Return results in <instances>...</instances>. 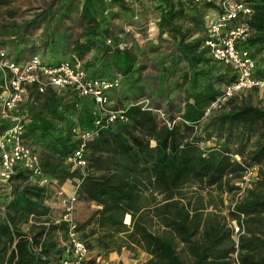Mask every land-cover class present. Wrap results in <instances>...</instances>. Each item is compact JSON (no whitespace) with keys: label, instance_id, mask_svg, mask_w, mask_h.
<instances>
[{"label":"trees","instance_id":"trees-1","mask_svg":"<svg viewBox=\"0 0 264 264\" xmlns=\"http://www.w3.org/2000/svg\"><path fill=\"white\" fill-rule=\"evenodd\" d=\"M190 1L178 0L176 4L159 0L163 10L158 17L157 36L165 38L162 40L168 42L169 52L150 90L138 83L141 69L135 68L133 50L119 51L104 44L106 38L113 42L117 39L109 24L112 17L101 14L100 4L88 0L78 3L81 31L68 43L69 60L82 62L88 77L109 79L110 72L116 73L126 84V100H147L143 109L127 108L126 123L99 131L85 144L86 167L77 192V200L98 207L77 224V231L90 228L88 235L95 234V246L106 253L135 245L149 257L144 264H228L234 251L230 231L215 220L203 221L200 208L189 211L180 202L182 189L191 186L229 193L235 189L228 187L229 181L239 178L245 169L264 166V109L246 103L235 105L232 96L220 109L205 116L208 121L203 134L198 129L205 109L235 75L208 57L203 47L201 10L190 6ZM4 2L0 0V4ZM73 2L65 4L59 20L67 17ZM112 3L128 11L123 0ZM251 9L248 26L253 34L237 48L248 51L253 60L258 54L262 56L254 61L252 75L264 79V0H251ZM45 15L37 14L16 26V44L24 45L19 58L61 39L47 33L49 25L44 24L38 37L41 45L28 41L27 36L42 26ZM194 33H200V37L188 42ZM178 65H182L181 73L176 76ZM175 90L182 91L181 97L174 94ZM26 107L33 110L23 135L29 142H44L47 154L39 158L43 172L57 182L76 177L77 173L63 164L76 146L70 137L73 122L69 119L74 116L80 128L89 127L93 120L91 101L68 91L56 94L47 89L42 95L32 92L21 108ZM155 111L163 114V120ZM206 127L210 132H205ZM208 140L212 141L210 147L199 146ZM8 186L0 210V264H55L61 254L55 233L62 231L63 225H41L49 216L43 203L44 191L26 182L22 170L11 176ZM261 188L264 180L246 191L228 211L231 219L241 214L245 226L255 223L261 228L257 230L259 235L247 230L238 238L237 264H264V222L258 220L264 214ZM146 214L162 228L161 235L148 230ZM124 216L129 218L128 225L122 223ZM22 225L28 226L27 233L20 230ZM119 234L123 237H117ZM175 241L182 246L186 263L176 253Z\"/></svg>","mask_w":264,"mask_h":264},{"label":"built area","instance_id":"built-area-1","mask_svg":"<svg viewBox=\"0 0 264 264\" xmlns=\"http://www.w3.org/2000/svg\"><path fill=\"white\" fill-rule=\"evenodd\" d=\"M88 1L100 4L103 16L117 8L112 0ZM135 1L123 0L126 7ZM190 6L201 10L203 47L207 49L209 57L215 64L231 69L235 75L234 80L223 86L221 94L205 109L204 117L210 111L220 109L228 99L241 92L256 89L264 94V79L252 75L254 60L248 51L237 48V45L244 43L253 34L248 26L252 13L251 0H191ZM157 22L158 19L156 27H153L156 33ZM146 32L149 34V29ZM104 44L119 51L130 48L121 39L113 42L106 38ZM121 79L118 74L109 79L90 78L81 68L80 62H72L69 59L51 64L42 60L39 55L33 54L26 60L14 61L7 49L0 46V190L2 188L9 191L8 183L11 176L17 170H22L26 172V182L30 185L42 189L45 195L52 191L60 215L56 219L49 218L41 225L44 227L49 224L63 225V230L55 233L57 247L61 250L55 264H99L100 257H92L77 231L73 211L80 179L84 176L86 167L83 158L85 144L93 140L99 131L115 124L126 123L124 114L129 106H141L143 109L147 105V100L141 98L121 109H110L109 93L120 88ZM47 89L56 94L68 91L77 98L90 100L93 105L91 125L80 128L76 124L69 130L71 140L76 146L63 159V164L70 172L75 171L77 176L71 179L66 190L43 172L38 154L31 149L23 135L27 118L21 107L29 100L32 92L42 95ZM155 112L163 120V114L160 111ZM164 122L169 126L165 120ZM252 173L253 168L242 172L240 180L235 184L233 202L229 210L250 189ZM243 220L244 217L238 214L228 223L234 249L231 261L235 264L238 238L243 233Z\"/></svg>","mask_w":264,"mask_h":264},{"label":"rangeland","instance_id":"rangeland-1","mask_svg":"<svg viewBox=\"0 0 264 264\" xmlns=\"http://www.w3.org/2000/svg\"><path fill=\"white\" fill-rule=\"evenodd\" d=\"M3 4H0V25H5L9 19L16 20L18 25L31 20L35 15L46 13L42 26L27 36L29 42L35 45H41L38 41L42 28L44 24H48L49 28L47 33H55L53 38H56L58 35L61 36L59 42H55L50 47L38 46V54L42 60L49 63H56L61 60H68L70 58L69 46L71 40L75 37H78L81 31V24L78 18V3L81 0H74L73 4L69 11H67V17L64 19L58 18L59 14L64 12L65 4L70 0H4ZM174 3H178V0H173ZM159 0H136L134 3H129L127 5L128 11L116 10L109 15L112 18L109 19V24L112 26V32L115 34L116 39H121L123 43H126L133 50V53L136 56L135 68H140V78L139 85L144 86L146 90H150L151 84H153L155 78L159 73L160 67L163 66L165 61L164 57L168 55L169 44L162 37L157 36L156 31L154 32L153 27H156V21L159 17L160 12L163 10L159 6ZM99 18V15L98 17ZM59 20V21H58ZM13 25V24H12ZM56 31H53V30ZM149 34H147L146 31ZM53 31V32H52ZM137 35V36H135ZM68 36V37H67ZM2 45V44H1ZM6 47V46H2ZM47 49V50H46ZM41 52V54H40ZM261 55H256L254 61L258 62L261 58ZM156 59V60H154ZM160 64V65H159ZM82 67V63H80ZM91 71V70H90ZM89 72V71H88ZM113 72H110V76H114ZM112 76V77H113ZM111 77V78H112ZM110 78V77H109ZM124 79H121L120 88L117 91L111 92L110 98V109H121L130 103L126 98H128V93L126 92V84L123 83ZM234 104L238 105L239 103H246L252 107L258 109H264V94L258 92L256 89H250L248 91L241 92L237 95H234ZM126 102V103H125ZM29 106V105H28ZM227 108V107H226ZM30 111V107H26L23 110V114L26 115ZM70 121L73 122L72 125H76V120L74 116L70 117ZM208 120L205 118V123L199 124L198 129L203 134L204 126ZM207 128V127H206ZM209 127L205 130L206 133L209 131ZM29 142V141H28ZM30 145L37 144L38 150H40L41 155L46 151V146L42 141H36L32 139V142H29ZM212 144L211 140L207 142L199 143V146L210 147ZM241 177V176H240ZM239 178L229 181L228 187H234L235 184L240 180ZM251 187L249 190L255 187L256 183L264 180V166L253 167V173L250 177ZM71 180H66L63 182H58L60 186L65 184L64 189H67ZM234 191V190H233ZM233 191L226 192V190H217V189H208V190H198L191 186H186L182 189V198L180 202L185 205V207L191 211L194 208H200L199 212L203 221L215 220L217 221L223 229H228V223L231 218L228 215L230 204L233 202ZM7 189L0 190V210L5 203V197L8 195ZM260 192L264 194V188L260 189ZM159 198H157L158 200ZM77 202L79 204L76 206ZM74 205L73 218L77 224H80L84 221L89 213V206L83 204L79 200ZM45 207L49 209V217L56 219L60 215V210H56L54 207L56 201L52 196V191H49L45 195L43 201ZM49 203L53 205V208H50ZM77 211V213H75ZM75 213V215H74ZM146 224L148 230L154 235H161L163 230L160 228L153 220H150V215L146 214ZM258 220L264 222V214H261ZM122 223L124 225L129 224L128 216H124ZM31 223L28 222V225ZM28 226L22 225L20 230L22 232L28 231ZM261 228L255 223H248V225L243 224V233L242 236L247 234L248 231H252L256 235H259L257 230ZM229 230V229H228ZM81 232V238L88 245L92 257H100L99 264L101 260H106L107 255L104 250H100L95 246L94 239L95 234L89 236L90 228H85ZM117 237L122 238V234H119ZM231 241V239H230ZM177 243V241H175ZM232 243V241H231ZM175 251L180 257V259L186 263V254L183 251V248L180 244L175 245ZM122 255V261L118 264H144L149 257L137 246L129 244L128 247L120 248L118 252H110ZM228 264H235L233 261L229 260Z\"/></svg>","mask_w":264,"mask_h":264},{"label":"crops","instance_id":"crops-1","mask_svg":"<svg viewBox=\"0 0 264 264\" xmlns=\"http://www.w3.org/2000/svg\"><path fill=\"white\" fill-rule=\"evenodd\" d=\"M13 24V27H11V25ZM18 25V22L16 21V20H12V19H9V21L5 24V25H0V46L2 47V46H6V47H4L5 49H7V51L9 52V54H10V56H11V58L14 60V61H20V60H23V59H27V57L28 56H24V57H22V58H19L18 57V54H19V51L20 50H22L23 48V44H16V36H14L13 35V33H14V31H15V28H16V26ZM183 26H188L187 24H185V25H183ZM187 28V27H186ZM200 34V33H199ZM199 34H197V33H194V34H192L189 38H188V42H190V41H192V40H194V39H196V38H198V37H200V35ZM59 42V41H58ZM2 44V45H1ZM28 45H30V44H28ZM48 47V46H47ZM39 50V49H38ZM38 50H35V53L34 54H37V55H39L38 53ZM47 50V49H46ZM40 54H41V52H40ZM167 56V55H166ZM208 57H209V55H208ZM154 60H156V59H154ZM82 63V62H81ZM160 65V64H159ZM180 67H182V65H178V66H176V68H177V71L175 72L176 73V76L179 74V73H181L180 72V70H179V68ZM175 68V69H176ZM160 72V71H159ZM114 75H116V74H114ZM113 76V75H112ZM112 76H110V78L112 77ZM157 76H159V73H158V75ZM174 78V77H173ZM172 79V78H171ZM177 93V96L179 95V97H181V95H182V91H179V90H175L174 91V94H176ZM173 94V93H172ZM111 92L109 93V99L111 98ZM125 101H127V100H125ZM126 103V102H125ZM32 108V107H31ZM22 110V109H21ZM33 110V109H32ZM32 110H30L29 111V113L28 114H26L25 116H26V118L28 119V117L31 115V113H32ZM205 118H206V120L208 119L207 117H204L203 119H201V122L200 123H202V124H204L205 123ZM207 132H210V129H209V131H207ZM36 141H38V140H36ZM40 142V141H39ZM30 147H31V149L34 151V152H36L37 154H38V156H39V158L41 157V156H43V155H45V153L47 154V152H45V150L43 151L44 152V154L43 155H41L42 153H40V150H38V146H37V144H32V145H30ZM65 187V184H63V188ZM66 190V189H65ZM81 202V201H80ZM79 204V202H77V204L75 205V208H76V206ZM83 204H85V203H83ZM85 205H87V206H89V208L91 209V210H96V209H98V207L97 206H95L93 203H89V204H85ZM49 206H50V208H53L52 206L53 205H51L50 203H49ZM54 206H56V207H54L56 210H59L58 208V205L55 203V205ZM90 210V211H91ZM75 213H77V211L75 212ZM75 213H74V215H75ZM50 217L49 216H47V218H46V220H48ZM46 220H42L43 222L44 221H46ZM29 223L31 222V221H28ZM79 234H80V237H81V232H79ZM102 262V264H118V262H123L122 261V255L121 254H116V253H109L108 255H107V258H106V260H102L101 261Z\"/></svg>","mask_w":264,"mask_h":264}]
</instances>
